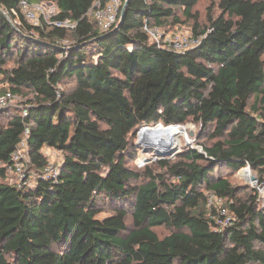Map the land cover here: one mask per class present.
<instances>
[{
    "label": "trees",
    "instance_id": "trees-1",
    "mask_svg": "<svg viewBox=\"0 0 264 264\" xmlns=\"http://www.w3.org/2000/svg\"><path fill=\"white\" fill-rule=\"evenodd\" d=\"M22 1L0 0V96L33 95L25 111L0 112V264H264V205L227 177L251 167L264 180V0H220L205 27L202 0H128L122 21L121 0L108 32L92 12L112 0H27L52 3L73 29L15 22ZM186 21L200 44L182 53L144 30ZM188 123L209 135L203 153L131 166L140 129ZM27 129L25 180L12 184ZM47 149L63 157L55 177ZM104 205L115 212L100 220Z\"/></svg>",
    "mask_w": 264,
    "mask_h": 264
},
{
    "label": "built area",
    "instance_id": "built-area-1",
    "mask_svg": "<svg viewBox=\"0 0 264 264\" xmlns=\"http://www.w3.org/2000/svg\"><path fill=\"white\" fill-rule=\"evenodd\" d=\"M122 6L121 0H112L107 6L97 4L93 13L100 30L102 32L110 31L118 22L119 12ZM60 12L52 3L35 4L27 0H23L17 9H12L9 16L15 22H20L24 18L29 23L39 26L40 22L44 20L45 24L55 26L61 29H73L76 24L70 19H59ZM145 32L149 35L150 39L162 49H169L179 53L188 51L197 47L200 44V38L189 37L184 34L166 33L159 27H153L146 24L144 27ZM17 102V97L7 92L0 96V112L13 107ZM29 130L27 129L22 141L20 142L17 150L12 155V162L8 166V171L11 175L17 177V184L25 180V165L29 162L27 137ZM59 169L48 165L45 169L46 176L51 175L55 177ZM225 200L214 193L208 196V207L215 209L219 215L218 223L220 226H228L233 221V216L230 214L225 205ZM221 217L223 219H221Z\"/></svg>",
    "mask_w": 264,
    "mask_h": 264
},
{
    "label": "rangeland",
    "instance_id": "rangeland-1",
    "mask_svg": "<svg viewBox=\"0 0 264 264\" xmlns=\"http://www.w3.org/2000/svg\"><path fill=\"white\" fill-rule=\"evenodd\" d=\"M219 1L220 0H202L194 9V13L198 16L199 21L203 25V27L207 26L208 14L210 13V9H211V14L213 17H217L220 14V10L218 8ZM186 22H187L186 24L180 27H177L174 29L172 28L170 30V33L184 34L189 37H194L192 33V22H188V21ZM72 86H73L72 82H70L66 84L65 86H63V88L70 89L72 88ZM8 88H9L8 84L5 82L4 78L0 76V94L7 91ZM15 96L17 97V102L12 107L13 110L25 111L26 106H27V101L30 100L33 95L28 90H24L21 95H15ZM145 128H150V129L160 128L156 130H160L167 134L175 133V135L178 136L176 139V143H174L168 151L177 147L179 149V152L183 151L186 148H193L203 153V150H204L203 145L206 143H209V135L207 133H203L202 128L194 123H188L185 126H174V127H171L167 131L162 130V129H167V128H163L159 126L158 127H145ZM156 130H150V131H156ZM191 131L194 133L193 136H190ZM140 137H141V133H140ZM139 142H140L139 138L135 140V144H136L137 149L139 150V153L137 154L136 159L133 160L131 166L139 170H142L147 166H153L154 163H156L159 159L153 160L155 158L154 151L148 148L142 147L141 143L139 144ZM45 155L49 160L50 166L54 168H59L63 160V157L59 152L47 149L45 150ZM249 168L251 169V174H250L251 179H252L251 181H248L245 176H242L240 174L241 170L237 173H234L231 171L227 173V177L229 178V180L232 182L234 186L245 188V189H248L254 192L257 196H259L260 201H262V205H264V180L257 173V171H255L251 167ZM27 169H28V164L26 163L25 170ZM17 181H18L17 177L14 175H11L10 182L12 184H17ZM114 212H115V207L104 205L102 206V213L98 216V218L100 220H103L109 217L110 215H112ZM128 225L131 226V219L129 220ZM156 232L158 233L160 237H165L171 234V230L165 227L157 228Z\"/></svg>",
    "mask_w": 264,
    "mask_h": 264
},
{
    "label": "bare ground",
    "instance_id": "bare-ground-1",
    "mask_svg": "<svg viewBox=\"0 0 264 264\" xmlns=\"http://www.w3.org/2000/svg\"><path fill=\"white\" fill-rule=\"evenodd\" d=\"M147 129V128H143ZM142 129V130H143ZM170 128H167L169 130ZM165 130V131H167ZM142 142L141 146L144 148H148L150 150H153L156 153H160L162 155H167L171 150L177 148H173L170 151H168L171 146L176 143L177 135L175 133H165L160 130L156 131H144L141 133ZM145 162V160H144ZM143 162V163H144ZM240 174L242 176H245L248 181H251V169L249 167H246L240 171Z\"/></svg>",
    "mask_w": 264,
    "mask_h": 264
},
{
    "label": "water",
    "instance_id": "water-1",
    "mask_svg": "<svg viewBox=\"0 0 264 264\" xmlns=\"http://www.w3.org/2000/svg\"><path fill=\"white\" fill-rule=\"evenodd\" d=\"M127 6H128V0L126 1V4H125L124 9H123V11H122V14H121V21H122V18H123V15H124V13H125V9H126ZM171 126H174V125H171ZM171 126H166V128H169V127H171ZM142 129H143V128H142ZM142 129H140V131H139V141H140L139 144H140L141 141H142V139H141V137H140V133H141ZM193 135H194V133L191 131V132H190V136H193ZM194 150H196V149H194ZM154 153H155V158H154L153 160L164 159V158L173 159V158H175L176 155L179 153V149H178V148H175V149L171 150L167 155H162V154H160V153H156V152H154ZM253 180H254V178H253Z\"/></svg>",
    "mask_w": 264,
    "mask_h": 264
}]
</instances>
